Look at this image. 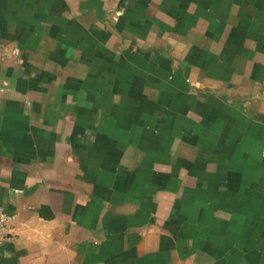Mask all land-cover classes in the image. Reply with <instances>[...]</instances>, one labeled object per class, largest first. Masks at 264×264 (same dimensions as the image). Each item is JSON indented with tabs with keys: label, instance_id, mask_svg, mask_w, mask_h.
<instances>
[{
	"label": "crops",
	"instance_id": "obj_1",
	"mask_svg": "<svg viewBox=\"0 0 264 264\" xmlns=\"http://www.w3.org/2000/svg\"><path fill=\"white\" fill-rule=\"evenodd\" d=\"M0 206V264H264V0H0Z\"/></svg>",
	"mask_w": 264,
	"mask_h": 264
},
{
	"label": "built area",
	"instance_id": "obj_2",
	"mask_svg": "<svg viewBox=\"0 0 264 264\" xmlns=\"http://www.w3.org/2000/svg\"><path fill=\"white\" fill-rule=\"evenodd\" d=\"M10 217L7 215L5 210L0 206V245L3 244L6 238L5 228L9 222Z\"/></svg>",
	"mask_w": 264,
	"mask_h": 264
},
{
	"label": "rangeland",
	"instance_id": "obj_3",
	"mask_svg": "<svg viewBox=\"0 0 264 264\" xmlns=\"http://www.w3.org/2000/svg\"><path fill=\"white\" fill-rule=\"evenodd\" d=\"M18 52H17V50H15V53H14V56L16 57H18V54H17Z\"/></svg>",
	"mask_w": 264,
	"mask_h": 264
}]
</instances>
